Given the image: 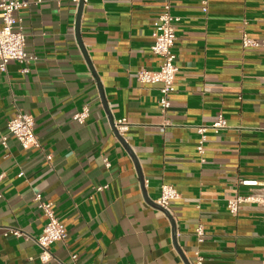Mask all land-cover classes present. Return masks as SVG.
Listing matches in <instances>:
<instances>
[{
  "label": "crops",
  "instance_id": "crops-1",
  "mask_svg": "<svg viewBox=\"0 0 264 264\" xmlns=\"http://www.w3.org/2000/svg\"><path fill=\"white\" fill-rule=\"evenodd\" d=\"M28 1L21 16L37 59L28 72L17 61L0 71V129L29 113L41 146L0 143V264H70L72 254L79 264H263L264 205L232 214L228 201L262 192L243 180L264 181V45L242 42L264 40V0H210L207 11L203 0ZM167 4L180 20L176 91L163 110L161 83L138 72L161 64L153 25ZM220 116L226 128H210L198 153L197 127ZM112 118L128 130L118 135ZM166 184L180 194L172 217L157 203ZM38 193L68 230L48 263L35 241L46 223Z\"/></svg>",
  "mask_w": 264,
  "mask_h": 264
},
{
  "label": "built area",
  "instance_id": "built-area-1",
  "mask_svg": "<svg viewBox=\"0 0 264 264\" xmlns=\"http://www.w3.org/2000/svg\"><path fill=\"white\" fill-rule=\"evenodd\" d=\"M77 1V0H75ZM210 0H203V11L208 10ZM30 5L28 0H0V71H6L7 65L10 62L17 61L22 64V71L28 72L29 66L36 61L37 57L29 53L27 50V36L23 23L21 12ZM179 17L175 16L171 11L170 5H165L162 13L158 15L154 22L152 52L161 58V64L156 70L141 69L138 72V80L142 83H161L160 105L163 110H166L170 105V95L176 91L175 79L178 72V67L175 63L176 54L174 46L177 40L176 23ZM242 42L244 47L263 46L264 40H257L250 37L247 33L242 34ZM90 114L88 107L82 111L76 112L73 116L74 120L79 123H84ZM120 134L128 130V122L126 119H119L115 122ZM227 121L223 116L212 126L197 127L201 139L198 143V153L205 152L206 132L211 128L215 131L226 128ZM35 118L33 115L26 112H19L8 121V133L3 134L0 129V143L7 147L8 135L15 137L24 149L32 147L38 148L41 146L38 135L35 131ZM47 159L51 160L52 155H47ZM106 167L110 166L107 157L104 158ZM23 173L20 174L22 176ZM4 175H0V181ZM243 185L251 187H261V193H250L248 195H236L229 199L228 210L232 214L238 213L241 206L246 202H255L264 205V181L243 180ZM0 197L2 194L0 193ZM180 197L179 192L173 185H163L160 196L157 199L158 205L167 209L171 213V204ZM37 206L42 210L46 223L42 233L35 239L40 247V260L42 263H48L52 259L51 246L55 242L64 241L68 236L66 225L61 221L56 214L53 203L45 200L40 193L34 197ZM172 214V213H171ZM10 233L20 237L25 235L18 229H10ZM198 235L201 237L204 234L203 228L197 229ZM202 258L197 257L196 261L191 264H201ZM70 264H79L78 255H71ZM264 264V261H263Z\"/></svg>",
  "mask_w": 264,
  "mask_h": 264
},
{
  "label": "water",
  "instance_id": "water-1",
  "mask_svg": "<svg viewBox=\"0 0 264 264\" xmlns=\"http://www.w3.org/2000/svg\"><path fill=\"white\" fill-rule=\"evenodd\" d=\"M111 121H112V124H113V127H114V130H115V132L118 134V135H120V132L118 131V129H117V127H116V124H115V121H114V119L112 118L111 119ZM160 206V205H159ZM161 207V206H160ZM162 208V207H161ZM169 216H171L172 217V214L170 213V211H168L167 209H164V208H162ZM173 219V218H172Z\"/></svg>",
  "mask_w": 264,
  "mask_h": 264
}]
</instances>
